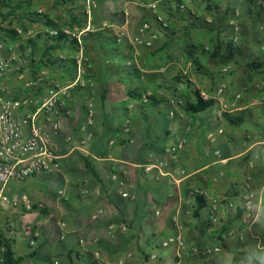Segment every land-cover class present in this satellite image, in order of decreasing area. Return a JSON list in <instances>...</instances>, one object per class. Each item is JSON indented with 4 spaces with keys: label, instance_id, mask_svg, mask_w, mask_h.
<instances>
[{
    "label": "crops",
    "instance_id": "crops-1",
    "mask_svg": "<svg viewBox=\"0 0 264 264\" xmlns=\"http://www.w3.org/2000/svg\"><path fill=\"white\" fill-rule=\"evenodd\" d=\"M98 1L87 32L105 29L117 36L126 28L133 37L147 20L157 36L146 35L135 66L138 73L126 68L127 48L108 44L104 37L86 41L96 110L91 155H86L90 166L60 138L59 169L34 177L58 181V188L31 187L24 196L38 208L28 211L18 191L22 182L12 181L7 188L10 202L0 207V236L11 243L15 257L25 258L21 264H39L43 256L48 264H92L94 252L107 264H264V5H255V0H215L209 11L202 0H188L191 13L169 16L159 10L169 27L163 31L148 9L158 0ZM84 4L85 0H33L31 10L43 8V20L25 15L12 23L9 28L17 32L18 40L10 48L25 64L27 76L46 73L63 85L76 78V43L54 42L49 34L53 29L83 30L87 21L84 28L74 21L83 24ZM231 21L240 25L238 42ZM231 39L238 49L229 47ZM217 42L221 48L216 51ZM45 47L50 51L44 57ZM190 51L199 66L189 59ZM223 86L221 102L229 110L219 118L216 98ZM88 92L73 91L69 104L74 115L64 121V136L81 135ZM196 92L207 93L215 104L189 114L185 106L194 102ZM174 98L184 105L171 115L169 101ZM129 114L130 132L124 135ZM179 140L185 141L184 148L170 167L184 169L186 176L174 182L145 172V164L164 160L165 150ZM114 173L125 180L130 199L121 196ZM195 190L208 201L198 214L190 196ZM211 199L220 201L219 223L214 226L209 224ZM246 199L253 203L251 218L243 207ZM110 226L114 238L109 236ZM216 230L223 232L222 240ZM178 232L186 243L180 257L175 243L162 246ZM31 233L38 234L33 244ZM94 239L97 244H92ZM216 247L218 252L206 253Z\"/></svg>",
    "mask_w": 264,
    "mask_h": 264
},
{
    "label": "built area",
    "instance_id": "built-area-1",
    "mask_svg": "<svg viewBox=\"0 0 264 264\" xmlns=\"http://www.w3.org/2000/svg\"><path fill=\"white\" fill-rule=\"evenodd\" d=\"M160 1V0H159ZM159 1L148 5V9L155 15L157 21L163 26L167 24L158 13ZM87 26L83 30L72 29H53L50 31V37H56L64 34L73 39L76 43L78 54L76 56L77 75L73 81L63 85L56 79L46 73H38L34 76L25 74V64L13 51L12 48H7L0 43V207L9 204L10 198L7 194L8 185L12 181L23 182L29 178L37 177L41 174L55 173L59 169V146L58 140L64 138L66 142L73 145V148L84 155H91L90 144L93 137V127L96 124L95 110V93L94 82L88 78V68L90 61L86 56V47L83 42V35L90 31L93 9L97 7L96 0H85ZM255 5L262 7L264 0H255ZM185 8L184 5L181 6ZM39 13H42L39 10ZM235 35V42H238V35L241 31L237 21L230 22ZM151 24L144 22L133 37H128L126 28H123L117 35L118 43L128 41L130 46V58L126 66L131 67L137 65L141 48L145 45V37L147 34H152L156 38V34L151 31ZM149 44V43H148ZM8 49V52L6 50ZM12 49V50H11ZM80 89L89 91L86 95L85 102V120L80 126L79 137L74 135L64 136V121L74 115V110L69 104V100L73 95V91ZM225 91V87H221L217 91V100H219V109L217 116L224 118L229 110V105L221 102V96ZM199 96L203 101H209L210 96L205 92H199ZM242 91L237 93V99H241ZM171 115H174V109L184 105L182 99H170ZM123 123V134L130 132L129 116ZM220 133L222 131L220 130ZM211 139L214 140L212 136ZM114 141L112 142V144ZM185 141L179 140L174 145L168 147L164 160H158L145 164L144 170L146 173H154L155 178L160 179L167 177L174 182L186 176L184 169L176 171L170 167L171 161L175 160L177 154L184 148ZM95 158H104L101 155L94 156ZM264 164V155L262 156ZM112 179L120 188V194L124 199H130L131 194L126 189L127 184L122 177L114 174ZM264 191V178H263ZM63 192L59 196H63ZM200 191H193L191 197L203 196ZM204 197V196H203ZM22 202L24 207L31 211L32 204L27 196H23ZM230 208L234 204L227 201ZM243 207L247 217H252L253 203L251 199H246L243 202ZM220 201L217 199L210 200L209 224L214 226L219 223ZM159 214V212H157ZM97 215L92 218L97 219ZM58 226L61 229L65 228V223L62 220L58 221ZM182 228L178 225V230ZM9 229H12V223H9ZM30 243L33 244V239L38 236L36 233H31ZM109 236L114 238L113 226L109 228ZM65 236L61 235V240H65ZM98 239H94L92 244H97ZM175 243L177 247V256L183 253L186 248V243L180 232L173 237L168 238L163 242L162 246L167 247ZM80 244L87 245L84 239H80ZM6 247L4 241L0 242V264L4 263L3 253ZM195 250V249H194ZM219 251V247L213 250H206L207 254H212ZM95 264H107L102 260L100 255L94 252ZM55 264H58L56 261ZM165 264H175L173 261H167ZM243 264V263H240Z\"/></svg>",
    "mask_w": 264,
    "mask_h": 264
},
{
    "label": "trees",
    "instance_id": "trees-1",
    "mask_svg": "<svg viewBox=\"0 0 264 264\" xmlns=\"http://www.w3.org/2000/svg\"><path fill=\"white\" fill-rule=\"evenodd\" d=\"M32 1L33 0H19L17 2H15L14 0H0V30L4 33V35L9 39V41L11 43H15L18 39H17V32L14 30V29H11L9 27H3V24H5L6 22H10L11 19L13 18H19V15H18V11L21 10V9H24L26 7V11L24 13V15L26 16H33L35 17L36 19H39V20H43V16L41 15V13H39V10L38 11H32L31 10V6H32ZM56 2L59 3V1H62L64 3H70V2H77L79 0H55ZM159 1V0H158ZM188 0H160L159 1V8H158V13L159 10L161 8H163V10L169 14V16H177L178 14H180L181 12H189L191 13V11L188 9V6H187V2ZM192 1V0H191ZM204 3L208 4L207 5V10L211 11L212 10V4L215 3V0H202ZM148 2V1H147ZM96 3H97V7L93 9V12H92V18L94 17L96 11L98 10L99 8V1L96 0ZM26 5V6H25ZM184 5L185 8L182 9L181 6ZM83 8V6H82ZM151 13V17L154 21H156V23H158V25L160 26V28L163 30V31H166L169 29V27H163L156 19L155 15H153L152 12ZM83 17H84V22L83 24L77 22V21H74L75 24H78L79 27L81 28H84L86 26V21H87V14H86V4H84V12H83ZM77 20V18H76ZM144 22H149L147 20H145ZM143 22V23H144ZM93 23V22H92ZM142 23V24H143ZM150 23V22H149ZM61 30V29H60ZM106 34V35H105ZM104 37L106 40H107V43L108 44H118V45H121L122 47L124 48H127V52H128V59L130 58V46L128 44V46L125 44V41H123L122 43H118L117 41V36H115L113 34V31L112 30H105V29H97V31L95 32H86V34L84 35L83 37V42H84V45L86 47V41L88 39H99V38H102ZM52 41L54 42H66V41H70L72 43H74L75 45V42L74 40L67 36V35H64V34H60L59 36H56V37H50ZM32 42V41H31ZM128 42V41H127ZM220 42V40L218 41ZM216 43L214 47V50H218L219 48H221L220 44L219 43ZM53 44V43H51ZM229 47L230 48H235V49H238L239 46L238 44H236L233 39L229 40V43H228ZM220 46V47H219ZM192 48H195L194 46H191ZM87 50V49H86ZM188 50H190V48L188 47ZM50 51V48L48 47H45L44 49V53H43V56L45 57ZM208 53V51H206ZM215 52V51H214ZM86 55H87V51H86ZM193 51H190V55H189V59H192V61L198 65L197 63V59L193 57ZM136 65H133L131 67H127L129 70H132L133 72L135 73H138L139 70L135 67ZM199 66V65H198ZM199 70V69H198ZM89 79H91L89 76H88ZM92 80V79H91ZM149 98V97H148ZM215 102L214 100H209V101H203L200 96H199V93L196 92V96H195V100L194 102L192 103H187L186 106H185V110L186 112H188L189 114H197V113H202V112H205L206 110H208L209 108H211L212 106H214ZM84 157V162L87 166H90V162H89V156H86L84 154H82ZM116 175H118L119 177H122L120 176L118 173H114ZM208 204V201L203 197V196H196L195 197V209H194V214H198L200 210H202L203 208H205ZM34 210H36L38 207H32ZM42 213L44 215H47L48 213L46 212L45 209H41ZM224 227V226H223ZM220 230V229H219ZM219 230H216L214 231V233L216 235H218V238L219 240H222V234L223 232H219ZM4 241V244H5V247H6V250L5 252L3 253V258H4V263L2 264H21L23 261H24V257H15V253L13 251V248H12V245L11 243H9V241H6L5 239H3V237L0 236V242ZM93 255V252L91 253ZM29 256V255H28ZM93 257V256H92ZM92 264H95V260L92 262Z\"/></svg>",
    "mask_w": 264,
    "mask_h": 264
},
{
    "label": "rangeland",
    "instance_id": "rangeland-1",
    "mask_svg": "<svg viewBox=\"0 0 264 264\" xmlns=\"http://www.w3.org/2000/svg\"><path fill=\"white\" fill-rule=\"evenodd\" d=\"M15 2L19 1V0H14ZM190 4H192V2H190ZM25 10V9H24ZM23 9L22 10H19L18 11V15L20 16L19 19H22L23 17H25L24 14H22V12L24 11ZM39 10L42 11L41 15H44L45 14V10L43 8H39ZM37 11V10H36ZM17 20V18L13 19L11 21V23H5L3 24V27H10L12 25V23ZM0 43H3V44H6L7 48H9L11 45V42L9 41V39L4 35V33L0 30ZM108 48V45L106 46ZM162 108L163 109H166V104L165 103H162ZM15 183H18V182H15ZM20 184V188H19V192H20V197L21 199L23 198L24 194H28L31 187L33 186H36L44 191H54L58 188L57 184H58V181H52V180H48L44 177H38L36 179L34 178H31V179H28L26 180L25 182L23 181L22 183H18ZM23 203V202H22ZM43 217V216H42ZM49 262H47V260L45 259V257H41L40 258V262L39 264H48Z\"/></svg>",
    "mask_w": 264,
    "mask_h": 264
}]
</instances>
